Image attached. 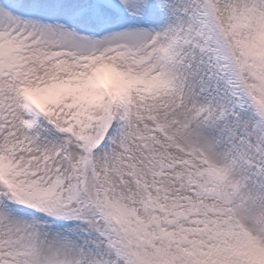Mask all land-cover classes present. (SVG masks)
Instances as JSON below:
<instances>
[{"label": "snow or ice", "instance_id": "snow-or-ice-1", "mask_svg": "<svg viewBox=\"0 0 264 264\" xmlns=\"http://www.w3.org/2000/svg\"><path fill=\"white\" fill-rule=\"evenodd\" d=\"M0 264H264V0H0Z\"/></svg>", "mask_w": 264, "mask_h": 264}]
</instances>
